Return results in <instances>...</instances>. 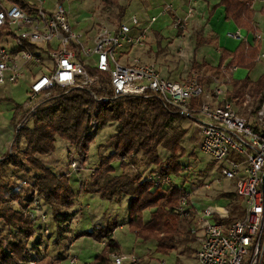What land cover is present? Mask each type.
Returning <instances> with one entry per match:
<instances>
[{"label":"built area","instance_id":"1","mask_svg":"<svg viewBox=\"0 0 264 264\" xmlns=\"http://www.w3.org/2000/svg\"><path fill=\"white\" fill-rule=\"evenodd\" d=\"M26 1L34 7L32 13L9 0H0V86L29 80L21 109L23 117L16 122L15 134L52 99L55 90L97 87L99 78L91 75L87 67L109 75L111 100L122 97L158 100L170 115L193 120L201 138L200 151L211 157L224 179L234 182L235 195L244 204L243 218L228 226L213 222L212 207L201 212L203 218L191 228L198 244L197 260L200 264H264V101L252 120L234 110L227 99V88L236 68H222L224 82L214 77V87L209 93L195 75L179 83L173 82L163 78L153 64L129 58L133 49L146 45L149 28L157 17L144 23L132 16L129 22H121L113 29L102 25L91 41L86 38L85 43L82 36L71 29L63 6L65 1L74 0L56 2L51 10L44 7V1ZM171 12L173 6L164 3L159 15ZM192 15L191 8L183 17L175 15L173 26L181 35L187 30ZM227 37L240 40L241 34L236 31L228 33ZM260 58L264 59V55ZM199 98L203 99L202 103L193 106V101ZM210 99L215 103L209 102ZM94 100L109 101L96 96ZM92 125L95 126L94 121ZM13 152L11 149L7 154ZM67 156L69 169L78 172L74 153L68 152ZM143 179L151 183L153 189L172 184L171 178L162 176L158 169L147 173ZM16 183L25 191L21 195L28 197L20 211L32 224L33 232L48 238V218L42 211L34 180L17 179ZM189 198L190 194L185 193L176 209L181 219L191 216ZM109 256L112 264L139 263L135 255L113 252ZM74 263L75 260L70 261Z\"/></svg>","mask_w":264,"mask_h":264},{"label":"trees","instance_id":"2","mask_svg":"<svg viewBox=\"0 0 264 264\" xmlns=\"http://www.w3.org/2000/svg\"><path fill=\"white\" fill-rule=\"evenodd\" d=\"M9 1L27 13L34 10L26 0ZM63 1L57 0L59 3ZM253 1L221 0L220 5L225 8L227 20L233 21L238 28L250 29L253 13L249 10V5ZM100 2L105 10L113 7L118 9L116 26H119L123 22L127 6H120L119 0ZM201 43L197 41L196 47H201ZM259 51L260 46L250 48L246 44H240L233 53L223 55L222 52L216 67L193 63L192 72H204L207 78L199 82L203 81L209 85L211 79L220 74L225 56L231 58L229 67L251 71L256 65ZM87 68L91 75L99 78L97 87L89 90H55L52 99L36 112L28 125L15 134L12 143L13 154L0 158V222L8 230L7 234L0 236V264H30L34 261L26 245L34 235L32 224L20 211L28 202V197L21 195L24 189L14 181L13 175L19 172L27 174V165L35 174L36 194L46 214L51 215L58 229L57 239H60L65 229L62 222L68 217L66 211L73 206L75 199V193L69 185L70 172L58 177L51 169L40 165V158L52 154L57 139H60L74 149L72 153L76 156L78 164L83 166L95 134L110 124H116V133L108 143L113 146L114 153L101 159L89 182L81 185L80 192H90L101 199L114 202L127 198L130 231L140 240L155 241L160 253L167 254L179 244L188 245L195 241V235L191 233L192 226L196 224L194 213L183 219L182 226L176 222V209L185 194L184 190L174 186L173 182L167 188L153 189L151 183L144 181L145 174L135 167L136 160L140 157L142 167L149 169L147 173L158 169L164 177L180 175L182 167L179 161L184 151L181 142L186 130L178 127L171 134H167L166 129L170 128L172 121L183 116L170 115L169 111L153 98L122 97L111 100L109 75ZM230 84L231 90L229 88L227 98L233 108H241L244 98L248 97L255 107V114L264 101V77L256 82L247 78L242 81L232 80ZM94 96L107 98L109 101L96 102ZM202 100L199 98L193 101V106H199ZM19 112L20 117H23L21 108L16 107L15 115H19ZM21 144H24L22 151ZM159 149L167 153V163L159 162ZM115 160L121 162L123 167L120 175L114 174L111 167V162ZM131 166L134 167L132 175L129 174ZM8 170L13 182H8L9 185L5 186L2 179ZM223 197L238 202L236 195L225 194ZM240 201L232 206L233 215L223 218L214 213L213 220L226 226L241 220L244 213L239 205ZM145 213L149 214L147 222L143 221ZM115 229L116 224L108 222L104 226H96L89 233H84L96 242L105 243L102 253L95 258L93 264H107L108 255L118 250L113 237ZM38 243L36 240L32 247L34 252L38 251Z\"/></svg>","mask_w":264,"mask_h":264},{"label":"rangeland","instance_id":"3","mask_svg":"<svg viewBox=\"0 0 264 264\" xmlns=\"http://www.w3.org/2000/svg\"><path fill=\"white\" fill-rule=\"evenodd\" d=\"M40 1H44V7L46 9H51L53 4L56 2V0ZM31 2L35 3L38 1L31 0ZM119 5L127 6L125 17L123 19V22L126 23L129 22V19L132 16H146V19H148L150 15H155V12L141 10V0H119ZM63 6L68 13L71 29L74 33L81 35L85 43L86 38L91 41L94 33L100 26L103 25L110 29L116 27L118 9L113 7L105 10L101 5L100 0L65 1ZM169 25L170 24L167 20L163 23L162 19H159L154 26V31L161 32L160 34L163 37V39L160 40V43H158V48H163L162 45L165 46L167 44L165 39H168V42H172V50L174 51L176 58L183 59L184 65L187 64V67H190L194 48L190 50V48L184 45L185 41L178 40L177 31L171 29V26L169 29L166 28ZM160 29L162 30L159 31ZM188 35L191 36V32H189ZM179 47H182V51L178 53L177 50ZM159 49H154L153 39L150 38V43L147 42L143 48H136L131 51L130 59L135 58L142 63L153 64L164 77H166L165 72H168L178 77L175 79L176 81H183L187 79V74L189 72L183 64L180 63V61L175 60L174 56H172L168 50L166 53L163 50L161 52L158 51ZM197 53L198 51H196V54ZM261 53H264V48L259 51V55ZM121 61L124 63L126 62L123 58ZM183 69L186 71H183ZM233 75V78L237 81H242L246 78L252 82L258 81L264 77V60H260V62L255 65L254 69L247 72V75L246 72H244V74H242V72H234ZM229 88L231 90V84H228V90ZM24 92V86L12 91L13 100L17 105L24 104L26 100ZM234 110H236L240 116L248 120H252L254 117L253 112L255 107L252 104L251 99L245 97L241 108L237 107ZM11 114L12 113L10 111L4 112L6 122H8L9 118L12 117ZM4 125L8 126V123H5ZM178 127L186 130V135L181 142V146L184 149L183 156L181 155V159L179 161L182 169L179 176H171L170 178L174 186L179 187L180 189L182 188L185 193L190 194L189 208L195 210V214H193L194 218H196L195 221H199V219L203 218L201 216V212L207 207H213L215 209L217 207V210L222 208L226 202L223 198H220L218 194L221 192H231V181L224 179L220 175V172L211 157L200 151L199 146L201 138L197 132L196 126L193 124V120L188 117H181L172 121L170 128L166 129L167 134H171L172 131ZM95 129L96 127L93 126V130ZM115 133L116 124H110L95 134V137L89 146L87 158L83 166L79 165L78 161H76L78 169L80 170L79 172H73L69 169L70 159L68 158L67 153L74 152V149L68 143L60 139H57L55 149L52 154L40 158V165L51 169V171L58 177L70 172L69 185L75 193L71 213L73 212L76 214L73 220L70 218L72 216L67 215L68 217H66V219L62 222V226L65 228L62 232L63 236L60 239H56V232H58V229L51 226V222L49 223V220L52 219L51 215L49 213L47 215L43 208L42 211L48 218L46 223L48 228L47 230L50 233L48 237L51 238L48 239L43 235L36 234V232H34V235L31 238V240L34 241L26 244L28 250L31 252V255L35 258L37 255H43L45 253L52 259L59 260L61 256L66 257L67 254H70L72 258H69L64 262L63 260H60L61 264H70L71 260H75V263L77 264H93L95 258L102 253L105 243L103 241L94 242L91 237H88L85 234H79L80 236H78L76 233H89L96 225L103 226L109 222L115 223L117 227H123V230H116L114 234V240L118 246V250L115 252L125 255H135L139 258V264H200L195 256L198 249L196 241L189 243L188 245L179 244L175 250L167 254H163L158 251V246L155 241H143L136 238V236L130 231L128 225L129 200L127 198H122L121 201L114 202L101 199L98 195L90 192H80L81 185L83 183L85 185L89 182L93 175V171L98 168L101 159L114 153L113 146L108 145V143ZM23 149L24 144H21L20 150L22 151ZM159 156L160 163L168 162V155L164 150L159 149ZM139 158L136 160L135 167L138 170H141L143 174L147 175L149 169H144L142 167ZM111 167L113 168L114 174H122L123 167L121 162L118 160L112 161ZM26 171L27 172L25 173L27 174L19 172L18 174L13 175L14 181L16 182L17 179H28L30 182H33L35 174L29 169L28 165L26 166ZM133 173L134 170L129 169V174L132 175ZM13 177L8 170L4 175V179H2V183L5 186L9 185L8 182H13ZM206 186H208V189L205 188ZM213 200L216 201V204ZM67 213L68 210L66 211V214ZM148 218L149 214L145 213L143 215V221L147 222ZM183 221L184 220L179 216L178 219H176V222H178L180 226H182ZM210 223H212V220ZM7 232V228H5L0 222V236L7 234ZM40 238L42 239L41 248L40 252L37 253L32 250V247L36 240H41ZM109 255V262L107 264H112ZM47 261L48 260L45 259L44 261H33L32 263L36 262V264H47L49 262Z\"/></svg>","mask_w":264,"mask_h":264},{"label":"crops","instance_id":"4","mask_svg":"<svg viewBox=\"0 0 264 264\" xmlns=\"http://www.w3.org/2000/svg\"><path fill=\"white\" fill-rule=\"evenodd\" d=\"M56 2H57V0H56ZM220 2H221V0H166V2H163L162 0H141V6H140L141 10L149 11V12H155V15H150L149 18L157 17L156 21L149 28V32H148V40L149 41L147 40V42L150 43V38L153 39L154 49H156V48L159 49L158 43H160V40L163 39V37L160 34L161 32L154 31V26L159 21V19H162L163 23H165L166 20H167V22H169L170 25L168 27H166L167 29H169V27L171 26L170 27L171 29L177 31L174 28V26L172 25L173 18H175V15L183 17L186 14V11L188 9H190V8L192 9L193 15L188 21L187 30L184 32L183 35H181L177 31V36L181 37V38L177 37V39L180 41H185L184 45H186L188 48H190V50L192 48H194L193 54H192L193 58L191 60L192 62H191L190 67H187V64L184 65L183 59H177L176 58V55H175L174 51L172 50V42H168V39H165V41H167L166 42L167 46L162 45L163 48L158 50L160 52L163 50L166 53L168 50L169 53L172 56H174L175 60L180 61V63H182L183 66L186 68V70H188V72H189L187 74L188 75L187 79L192 77V75L197 76L198 80L206 79L207 76L204 74V72H198V73L192 72V64L195 63L197 65H207L210 67H216L219 64L222 52H224L223 55H225V53H227V54L233 53L240 44H246L250 48H255L257 46H260V50L262 48H264V0H254L249 5V10L252 11V13H253L252 21L250 24L251 25L250 29L238 28L234 24L233 21L227 20L226 16H225V8L222 5H220ZM164 3L171 4L173 6V12H171L165 16H161V15H159V12H160L162 6L164 5ZM139 5H140V3H139ZM52 8H53V6L51 7V9ZM51 9H49V10H51ZM138 18L144 23H146V21L149 19V18L146 19V16H140V17L138 16ZM161 30L162 29H160L159 31H161ZM236 31H239L241 34L240 40H233V39H230L227 37L228 33H234ZM189 32H191V34H192L191 36L188 35ZM257 36H260L261 39L257 40V38H256ZM197 41H199L200 43L202 42L201 47H196ZM147 42H146V44H147ZM181 51H182V47H179L177 52L179 53ZM196 51H198L197 54H196ZM129 55H131V52ZM262 55H264V53H261L258 56V58L256 60V64L258 62H260V60H264V59L260 58V56H262ZM230 61H231V58L225 56L223 65L220 68V74L215 76L223 82H224V80H223L224 76L222 74V68L229 70L230 68L235 67V66L229 67L228 64L230 63ZM235 68H236L235 72H242V74H244V72H246V75H247V72H250V71L243 70V69H240L237 67H235ZM180 70H178V71H180ZM186 70L183 69V71H186ZM175 73H178V72H175ZM233 74H232V76H230L231 78H230V82L228 84H230L232 80H235V78H233L234 77ZM165 76L166 77H164V76H162V77L165 79H168V80L172 79L173 82H178V83L182 82V81H176L175 79L178 77L176 75L171 74V73L165 72ZM187 79H185V80H187ZM212 79H211V83L209 85L205 84L203 81L201 83L204 86L205 91L208 93L214 87V85L212 84ZM172 80H170V81H172ZM185 80H183V81H185ZM22 86L25 87L24 94L26 96L27 92H28V88H29V80L28 79L22 80L21 82H19L16 85L0 86V158L2 156L6 155L12 149V143H13V140L15 137V125H16V122L18 121V119L20 118V112H19V115L16 116L15 115V109H16V107H20L22 109V105H17L15 103V101L13 100L12 91L14 89L20 88ZM228 92H229V90L227 88V94H228ZM209 102L215 103L214 100H212V99H210ZM9 111L12 113L11 114L12 117H10L9 121L6 122V120L4 118V116H5L4 112H9ZM6 117H7V115H6ZM5 123H8V126H5L4 125ZM230 186L232 188L231 192H221L218 194V196L220 198H223L226 202L222 206V208L220 210H217L218 209L217 207H216V209L212 207L213 211L215 213H218L219 215H221L223 218L229 217L232 214V206L234 205V203L237 204L240 201V199L237 197H235V198L238 200V202L237 201L235 202V200L223 197L225 194L235 195L234 182H231ZM213 202L216 204L215 200H213ZM239 205H240V207L244 213L243 202L240 201ZM71 210H72V208L68 209L67 215L72 216L70 218L73 220L76 213H73V212L71 213ZM192 212L195 214V210L192 209ZM72 220H71V222H72ZM50 222H51V226L53 228H57L52 219L49 220V223ZM213 222H215V221L213 220ZM96 226L99 227L98 225H96ZM95 227H93V228H95ZM116 230L121 231V230H123V227L122 226H118V227L116 226V229L113 232V237H114ZM56 233L58 234V232H56ZM76 234L82 235L84 233L79 232ZM56 239H57V237H56ZM41 241H42V239L40 241L38 240L39 243H38V251H36L37 253L40 252ZM69 258H72V256L70 254L69 255L67 254L66 257L61 256L59 258V260H57V259L54 260L49 255L44 253L43 255H37V257H35L33 259H34V261H44L45 259H47L49 261V262L47 261L48 262L47 264H61L60 260H63V262H64L65 260H67ZM75 264H77V263H75ZM84 264H86V263H84Z\"/></svg>","mask_w":264,"mask_h":264}]
</instances>
